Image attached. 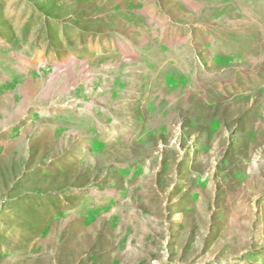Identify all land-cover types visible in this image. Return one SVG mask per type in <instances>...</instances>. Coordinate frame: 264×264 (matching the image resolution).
Masks as SVG:
<instances>
[{
    "label": "rangeland",
    "instance_id": "rangeland-1",
    "mask_svg": "<svg viewBox=\"0 0 264 264\" xmlns=\"http://www.w3.org/2000/svg\"><path fill=\"white\" fill-rule=\"evenodd\" d=\"M0 264H264V0H0Z\"/></svg>",
    "mask_w": 264,
    "mask_h": 264
}]
</instances>
